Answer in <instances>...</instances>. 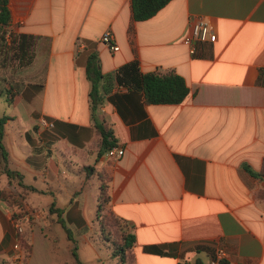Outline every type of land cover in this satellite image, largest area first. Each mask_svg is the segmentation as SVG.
I'll return each instance as SVG.
<instances>
[{"label":"crops","instance_id":"0c3cea01","mask_svg":"<svg viewBox=\"0 0 264 264\" xmlns=\"http://www.w3.org/2000/svg\"><path fill=\"white\" fill-rule=\"evenodd\" d=\"M9 9L10 28L34 36L35 56L29 65L0 62L6 103L0 116H9L4 145L10 167L29 186L0 176V190L24 194L26 212L20 233L12 207L0 198V264L30 263L40 219L57 214V222L66 220L79 233L88 229L89 202L95 252L105 247L110 253L97 241L104 182L108 210L136 236L137 264H208L218 247L228 251L227 264H264V177L244 167L264 170V0H170L142 21L133 19L131 0H9ZM199 18L218 39L195 42L193 54L184 40ZM106 31L119 50L102 40ZM91 54L107 76L100 83V119L125 148L117 160L98 155ZM136 57L144 72L182 75L190 89L185 100L148 104L142 92L118 85L116 69ZM42 116L55 126L43 127ZM31 192L47 196L56 209L31 206ZM29 227L30 254L21 243ZM73 248L70 264H78Z\"/></svg>","mask_w":264,"mask_h":264},{"label":"trees","instance_id":"16d2710c","mask_svg":"<svg viewBox=\"0 0 264 264\" xmlns=\"http://www.w3.org/2000/svg\"><path fill=\"white\" fill-rule=\"evenodd\" d=\"M170 0H131L133 19L135 21L147 20L154 16ZM11 14L9 9V0H0V62L7 59H17L22 65L32 63L35 51V38L30 34H17L11 28ZM133 28L130 27V33ZM10 32L11 44L6 43V35ZM87 76L91 82L90 106L92 117L98 134L97 143L100 145L98 155L107 152L109 148L119 145L114 130L108 124L103 122L99 116V108L103 104V95L100 90V83L107 76L102 72L97 54H91L87 62ZM115 79L118 85L126 87L131 91L142 92L145 102L148 104H177L185 100L189 94V86L185 78L178 74L175 69L158 68L155 71L144 72L141 67V61L138 57L119 66L115 71ZM6 100L11 104L14 100L10 90L4 92ZM9 116H0V176L7 175L10 184H17L27 188L24 183V176L18 170L12 169L9 165V154L4 145L6 131V122ZM58 122H56L57 124ZM244 167L255 177H264V170L256 171L250 165ZM0 198H4L12 207L15 218L21 223L26 222L25 196L23 193L15 194L13 191L0 190ZM111 197L108 193L107 183L102 184L101 193L97 207L96 220L99 234L97 241L101 237L114 260L112 264H137L134 247L136 236L129 231L128 226L110 210L108 204ZM51 211H54L53 205ZM28 220V219H27ZM31 223V218L28 220ZM29 231L26 238H22L21 243L30 254L32 246L29 242ZM25 231V229H24ZM22 235V234H21ZM25 235V234H24ZM100 239V240H99ZM77 246L73 248V255L78 264H82L76 252Z\"/></svg>","mask_w":264,"mask_h":264},{"label":"rangeland","instance_id":"374dc122","mask_svg":"<svg viewBox=\"0 0 264 264\" xmlns=\"http://www.w3.org/2000/svg\"><path fill=\"white\" fill-rule=\"evenodd\" d=\"M5 104L4 98H1L0 114L3 113ZM40 178L41 177L38 176V179ZM27 180L30 181V177H28ZM4 190L14 192V190L8 188H4ZM14 193L20 194V192ZM51 201L52 200L47 196L39 197L33 192H31L30 197H28L30 205L40 211H49L52 206L50 204ZM58 205L62 207V204ZM53 208L54 210L56 209L54 205ZM85 213L88 229H83L80 233L75 225H70L66 220L62 219L57 222V214L52 215V219L44 218L38 220L32 234L33 244L35 245V255L29 264H70L72 260L71 246L72 248L77 246L76 252L83 261V264H112L114 260L111 258V254L107 249L101 247L97 248L95 252L91 242V237H94V228H92L94 226V203L89 202L85 206ZM51 214L53 213L51 212ZM85 233H88L87 238ZM101 239L102 240L99 239L100 243H103L104 238L101 237Z\"/></svg>","mask_w":264,"mask_h":264},{"label":"built area","instance_id":"2783aa9c","mask_svg":"<svg viewBox=\"0 0 264 264\" xmlns=\"http://www.w3.org/2000/svg\"><path fill=\"white\" fill-rule=\"evenodd\" d=\"M218 39L217 32L214 30L212 25L209 21H207L205 18H199L195 19L190 24V31L188 36L185 38V43L190 46L191 53H195V42H211L214 43ZM102 40L110 46L113 50H119L120 46L114 43V35L110 31H106L103 36ZM6 43L8 45L11 44V35L10 32L6 35ZM40 124L43 127L52 128L55 126L54 122L49 120L47 117L42 116L40 118ZM125 154V148L122 146H114L108 149L107 156L110 159L117 160L121 158ZM17 221V228L18 231L21 233L24 231L23 223H21L17 218L15 219ZM14 248L16 250L22 249L19 243H16L14 245ZM229 258L228 251L224 247H218L215 253V256L209 261L208 264H227ZM15 261H22L21 255L19 253H16L14 256Z\"/></svg>","mask_w":264,"mask_h":264}]
</instances>
